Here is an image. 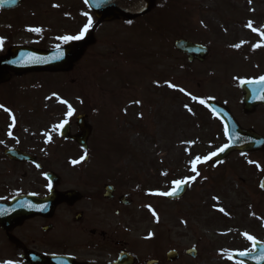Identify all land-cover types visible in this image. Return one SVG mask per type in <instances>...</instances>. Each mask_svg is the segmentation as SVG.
I'll list each match as a JSON object with an SVG mask.
<instances>
[{
  "label": "rangeland",
  "instance_id": "1",
  "mask_svg": "<svg viewBox=\"0 0 264 264\" xmlns=\"http://www.w3.org/2000/svg\"><path fill=\"white\" fill-rule=\"evenodd\" d=\"M155 3L147 16L98 24L93 43L66 73L12 75L0 85V126L7 124L6 133L14 135L16 130L20 138L34 143L56 138L60 125L68 121L76 133L75 118L86 114L92 127L88 160L82 163L81 153L47 162L55 170L66 162L92 165L101 179L128 193L131 204L125 217L107 216L126 251L137 259L163 260L174 247L178 261L171 264H239L230 255L251 250L252 242L244 234L264 243V193L258 188L264 152L245 157L232 153L220 164L198 163V176L190 161L221 146L213 141L209 115L200 108L208 94L207 74L223 70L220 63L226 59L236 60L231 57L240 37L235 23L251 20L258 33H264V0ZM13 16L27 24L5 28L7 18L0 17L3 53L11 44L54 48L64 42L62 37L78 36L89 16L92 24L96 20L87 10L30 16L22 6ZM182 37L209 46L212 56L204 63L188 64L173 45ZM120 144L124 153L117 152ZM191 176L195 179L179 200L155 194ZM190 247L197 249L196 258L184 254ZM99 250L84 245L76 252L93 264L113 256L112 251ZM10 261L25 264L22 258Z\"/></svg>",
  "mask_w": 264,
  "mask_h": 264
},
{
  "label": "flooded vegetation",
  "instance_id": "2",
  "mask_svg": "<svg viewBox=\"0 0 264 264\" xmlns=\"http://www.w3.org/2000/svg\"><path fill=\"white\" fill-rule=\"evenodd\" d=\"M21 6L24 13L30 16L88 10L83 0H76L70 5L61 0H20L15 10L0 8V17L9 19L20 11ZM248 22L235 23V29L239 30L236 34H240V37L234 44L240 46L232 51L231 57H236L237 61L226 59L220 63L223 70H210L207 74L206 102L210 101L213 107L209 111V118L212 139L217 144L230 143L229 125L234 126L235 130H253L264 137V83H241L242 80H258L264 76V39L252 30L253 26H247ZM257 44L261 46L253 47ZM208 54L212 56L210 49ZM237 65L244 66L231 70ZM7 126H0V209L6 211L7 206L20 196L34 195L39 198L53 194L55 198L46 202L39 214L8 225L0 223V261L21 259L25 253L34 252L47 256H69L75 264H93L81 259L76 252L85 245L90 249L112 251L113 256L102 263L111 264L117 254L124 250L125 242L116 239L117 232L107 222V216L125 217L126 207L131 204L128 193L121 191L115 183L101 179L92 165L67 166L66 162L61 169H53L48 160L75 158L82 152L81 146L74 141L58 136L27 143L16 130L14 135L6 133ZM8 149L28 152L35 158L36 164L12 159L7 154ZM49 171L55 173L52 182L45 179V173ZM108 184L112 187L109 190L110 198L104 197ZM62 193L67 195L61 197ZM125 201L129 205H124ZM6 214L3 213L4 216ZM170 249L176 250L174 247ZM147 260L136 258V264H147ZM154 260H157L156 264L172 262L165 259V254L163 260L162 257Z\"/></svg>",
  "mask_w": 264,
  "mask_h": 264
},
{
  "label": "water",
  "instance_id": "3",
  "mask_svg": "<svg viewBox=\"0 0 264 264\" xmlns=\"http://www.w3.org/2000/svg\"><path fill=\"white\" fill-rule=\"evenodd\" d=\"M92 9L94 16H97L98 22L111 21L117 19L118 16H122L126 19L137 18L140 15H145L154 6V0H105L99 7L96 6L95 0H89L86 2ZM18 4V0H0V5L4 8L14 7ZM92 35L86 37L85 40L79 42H68L63 47H56L52 50H38L27 46H13L9 50V55L0 57V83L10 79V74L7 71L23 74L27 71H66L73 62L82 54L83 47L86 44L92 42ZM176 50L187 55L188 62L204 61L207 50L206 47L199 44L191 43L185 39H177L174 41ZM76 124L79 127V134H69V123L64 124L60 129V135L66 138L75 140L78 144L83 145L86 149V141L90 136V126L85 122V115L80 114L76 118ZM235 140L230 142L223 152L218 151V155L212 157L210 160L219 162L222 158L230 154L231 151H243L252 152L264 148V138L258 137L252 131L240 130L235 136ZM8 155L12 159L20 161L30 160L34 162V158L28 154L20 153L18 150H8ZM86 159V157L84 158ZM53 175L48 173L47 178ZM111 187H107L109 190ZM260 188L264 191V176L260 182ZM187 184H185L175 195L166 196L167 198H179L185 190ZM67 193H62L61 197H65ZM55 196L51 194L46 198H35L32 196L18 197L12 203L7 206L6 211L0 209V223L8 225L10 222H16L19 219L29 217L34 214H39L40 209L44 207L46 201L54 199ZM3 213H7L6 216ZM12 213V215H11ZM3 215V216H2ZM254 250L252 252H246L241 256L239 252H235L232 257L241 262H248L250 264H264V245L258 242L252 244ZM189 256L195 257L197 252L195 248H192L186 252ZM25 261L27 264H74L72 259L66 257L57 256H40L25 253ZM177 254L174 250L167 253V260H176ZM134 257L126 252H121L117 260L112 264H134ZM155 260H149L148 264H155Z\"/></svg>",
  "mask_w": 264,
  "mask_h": 264
},
{
  "label": "snow or ice",
  "instance_id": "4",
  "mask_svg": "<svg viewBox=\"0 0 264 264\" xmlns=\"http://www.w3.org/2000/svg\"><path fill=\"white\" fill-rule=\"evenodd\" d=\"M86 2H89V0H86ZM96 2V6L99 7L102 3L105 2V0H95ZM251 2V0H250ZM92 25V18L89 16L88 17V22L87 24L84 25L83 29L80 31V34L78 36H64L62 37L61 39H63L65 42L67 41H70V40H78V39H81L85 32L88 31V29L91 27ZM248 27L252 28V22H248ZM30 31H37L39 32L40 29H29ZM252 30L254 32H257L258 29L256 28H252ZM261 35V38L264 39V33H260ZM240 45H235V47H239ZM261 46L260 44H257V45H254L253 47H259ZM241 83H264V76H261L258 80H252V81H244L242 80ZM168 87L170 88H173L175 87V85L169 83L168 84ZM180 91H184V89H180ZM186 95H188V93H185ZM192 99H196V97H192ZM62 103H66L65 101H61ZM136 103H139V101H136ZM200 103H204L203 100L200 101ZM5 111H8V109H4ZM72 111L73 109L71 108V105L68 106V113L67 115H71L72 114ZM63 125H60V127H62ZM227 145H225L224 147L220 148L219 151L220 152H223L224 151V148H226ZM218 153L217 152H211L208 156H205V157H200V156H197L195 157L194 159H192L190 161V164H191V171L193 173H196V175L198 176L199 175V172L197 171V164L198 163H202L204 161H207V160H210L212 157L214 156H217ZM81 159H83V157H81ZM79 161H72V163H78ZM249 163H253L252 161H249ZM257 167L259 168L260 166L257 164ZM195 179V176L193 177H189V178H186V179H177V180H174L173 181V187H172V190L170 192H164V193H155L156 195H165V196H172V195H175L177 193L178 190H180L185 184L189 183L190 180H194ZM213 199H216L215 197ZM221 211H223V209H220ZM153 215H155V212H153ZM152 234L149 233V236H151ZM246 239H248L249 241H251L253 244H255V239L251 236V235H248V234H244ZM241 256L245 255L246 253L244 252H241L239 253ZM264 258V257H262ZM4 264H13L12 261H5Z\"/></svg>",
  "mask_w": 264,
  "mask_h": 264
}]
</instances>
